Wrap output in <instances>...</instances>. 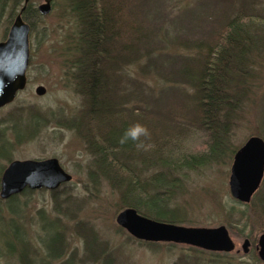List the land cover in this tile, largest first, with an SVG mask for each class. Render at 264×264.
<instances>
[{"label":"rangeland","instance_id":"obj_1","mask_svg":"<svg viewBox=\"0 0 264 264\" xmlns=\"http://www.w3.org/2000/svg\"><path fill=\"white\" fill-rule=\"evenodd\" d=\"M28 1L37 10L44 3V0ZM223 1L139 0L142 17H145L146 24L156 33L153 41L154 56L165 54L158 66L183 56L204 55L205 43L199 47L195 45L205 34L213 30L214 34L221 31L219 21L223 18L233 19L241 4V0H232L231 3L230 0ZM244 1L242 6L247 10L250 8L249 0ZM251 3L257 10L263 7L262 0H251ZM229 4L231 7L228 8ZM20 6L13 8L15 13L11 23L7 24L6 20L2 23L0 41L5 40ZM71 13L67 1L51 0L50 11L41 14L40 19L33 20L26 70L27 84L17 93L12 103L0 108V129L6 128L8 143L5 147L9 157L13 160L56 157L71 179L63 183L68 184L66 187L61 184L59 190L55 189L59 199L57 205L51 193L54 190L44 188L33 190L30 194L21 192L11 203L0 199V264H23V249L27 251L28 264H59L58 260L47 257L45 246L51 241L55 229L62 232L64 249L73 264H100V261L93 262L85 255L83 239L76 231L78 222L81 226L94 228L101 240L116 247L121 264H264L255 249L259 235L264 233V203L261 202L264 199V175L249 203L234 199L228 184L235 150L252 135L264 139V48L252 54L251 76L245 84L247 92L231 120L230 147L227 152L219 161L185 170L184 177H177L180 187L174 190V204L180 206L178 212L184 216L181 225H224L235 244L234 250L197 252L191 249L195 247L183 244L148 242L153 244L148 245L143 244L146 241L131 237L116 224L115 216L123 209L118 191L100 177L96 178V183H92L87 176L91 168L94 171L92 156L85 142L87 129H79L78 125L72 124L84 123L85 109L82 96L73 86L72 73L67 70L75 58V51L69 49L76 33V21ZM177 36L189 38L192 43H189L190 46L179 44V41L175 44L173 40ZM141 64L142 60L127 65L124 77L122 69L120 72L121 89L125 85L127 91H136V97H132L128 107L137 106L141 112L151 110L157 98H160L162 102H168L165 105H171L170 110H174L177 105L173 103H178L180 97L182 100L186 98L184 93L192 95L193 89L189 85L166 81L157 73H143L140 71ZM38 85L45 88L44 94L35 93ZM172 87L178 94L181 92L183 97L165 93ZM22 107L23 131L16 138L15 134L18 133L8 128L10 122L7 119L11 115L21 116L22 109L17 108ZM30 109L37 111L44 122L36 130L33 129L35 131L26 128L30 126L27 119ZM176 119L183 123L185 129L183 136L186 138L181 149L189 153L204 150L207 134L190 126L184 116L176 114ZM0 165H7L1 157ZM147 169H144L145 174L149 173ZM67 197L69 201L65 202ZM68 203L74 209V212L70 209V216L64 213L68 210ZM57 206L62 214L57 211ZM245 238L251 243L248 253L241 250Z\"/></svg>","mask_w":264,"mask_h":264},{"label":"trees","instance_id":"obj_2","mask_svg":"<svg viewBox=\"0 0 264 264\" xmlns=\"http://www.w3.org/2000/svg\"><path fill=\"white\" fill-rule=\"evenodd\" d=\"M65 1L76 21L75 37L69 45V49L75 51V58L67 70L72 73L75 91L83 98L87 117L84 116L83 124H72L87 129L85 142L94 167V171L92 168L88 171V179L96 183V178L100 177L116 189L122 208L132 207L148 218L181 224L184 216L178 212L180 206L174 204V190L181 185L177 177H184L185 170L219 161L230 147L229 126L247 92L245 84L251 76L252 54L264 48V0L260 10L252 6L251 0L248 2L250 8L246 10L242 6L245 1L241 0L233 19L221 18L218 24L221 31L205 34L195 45L199 47L205 43L204 55L183 56L162 66L158 65L165 54L154 56L156 33L142 17L139 0ZM23 3L24 0H0V27L5 20L7 24L11 23L15 13L13 8ZM22 17L32 30L33 20L40 19L41 14L28 1ZM177 41L186 46L192 43L191 39L181 36L174 38L175 44ZM140 60L141 72L157 73L166 81L187 84L193 89L192 95L184 93L186 98L180 97L178 103H173L177 105L174 110L160 98L151 110L141 112L137 106L128 107L132 97H136V91H127L125 85L121 89L120 72L123 70L124 77L126 66ZM165 93L178 94L174 87ZM17 109H22L21 116L10 114L7 122H10L8 128L18 133L15 137L19 138V132L23 131V107ZM31 112L34 113L30 115ZM176 114L188 119L197 131L203 130L207 134L204 150L189 153L181 149L186 138L183 136L185 129ZM27 115L29 131L44 123L35 110H28ZM5 129H0V157L8 164L13 159L5 147L8 143ZM4 168L0 165V174ZM146 168L151 174H145ZM67 185L63 184L64 187ZM57 190L51 192L55 203H59L55 195ZM32 191L26 189L21 194ZM16 197L6 201L11 203ZM64 201L68 202L69 198ZM261 202L264 203V199ZM71 206L68 203V210L64 212L68 216L74 212ZM56 209L63 213L59 206ZM80 224H76V231L83 239L88 259L100 261V264H121L116 247L101 240L94 228ZM45 246L49 259L58 260L59 264H73L64 249L61 231L55 229ZM71 255L73 258V252ZM21 259L23 264L29 263L25 249Z\"/></svg>","mask_w":264,"mask_h":264},{"label":"water","instance_id":"obj_3","mask_svg":"<svg viewBox=\"0 0 264 264\" xmlns=\"http://www.w3.org/2000/svg\"><path fill=\"white\" fill-rule=\"evenodd\" d=\"M28 0L13 20L5 40L0 41V108L12 103L17 93L27 84L26 70L29 63L30 26L22 18ZM51 0H44L38 6L40 14L50 11ZM45 88L38 85L37 95ZM264 172V140L250 136L235 152L230 167L229 191L231 196L248 203L257 190ZM71 176L63 170L56 157L44 159H14L0 175V199L6 200L25 189L44 188L55 190ZM116 224L131 237L147 242H168L192 246L212 252H231L235 244L224 225L216 227H190L161 222L148 218L132 207L120 210L115 216ZM250 241L245 238L241 244L243 253H248ZM257 254L264 263V233L257 240Z\"/></svg>","mask_w":264,"mask_h":264},{"label":"bare ground","instance_id":"obj_4","mask_svg":"<svg viewBox=\"0 0 264 264\" xmlns=\"http://www.w3.org/2000/svg\"><path fill=\"white\" fill-rule=\"evenodd\" d=\"M23 12V11H22ZM39 12V11H38ZM22 14V13H21Z\"/></svg>","mask_w":264,"mask_h":264},{"label":"flooded vegetation","instance_id":"obj_5","mask_svg":"<svg viewBox=\"0 0 264 264\" xmlns=\"http://www.w3.org/2000/svg\"><path fill=\"white\" fill-rule=\"evenodd\" d=\"M255 194V193H254Z\"/></svg>","mask_w":264,"mask_h":264}]
</instances>
